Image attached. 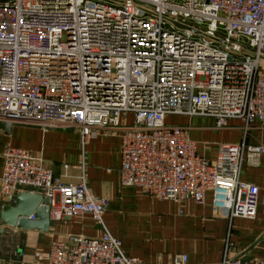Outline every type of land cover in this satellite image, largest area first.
I'll return each instance as SVG.
<instances>
[{
    "label": "built area",
    "instance_id": "built-area-1",
    "mask_svg": "<svg viewBox=\"0 0 264 264\" xmlns=\"http://www.w3.org/2000/svg\"><path fill=\"white\" fill-rule=\"evenodd\" d=\"M167 116L213 117L218 128L230 119L264 124V0L0 2V123L76 130L82 146L117 136L120 186L174 202L202 204L210 194L228 219L253 218L258 189L239 170L264 147L220 143L208 160ZM2 158L1 195L39 193L49 220L89 215L101 227L99 236L51 241L44 264H144L109 233L107 200L84 176L66 184L11 145ZM232 248L226 237L219 264H264L232 257ZM186 262L184 254L171 259Z\"/></svg>",
    "mask_w": 264,
    "mask_h": 264
},
{
    "label": "crops",
    "instance_id": "crops-1",
    "mask_svg": "<svg viewBox=\"0 0 264 264\" xmlns=\"http://www.w3.org/2000/svg\"><path fill=\"white\" fill-rule=\"evenodd\" d=\"M131 118L127 114L122 121ZM166 122L186 128L198 144V154L208 160L216 157L220 143L264 147V124L258 121L247 128L240 119H230L218 128L215 119L208 116H167ZM7 145L40 157L66 184H74L84 176L93 196L107 200L102 219L109 233L120 240L126 255L144 264H171L175 254L186 255L185 264H219L226 237L233 244L230 256L251 261L264 258V153L254 165L244 159L239 170V179L258 189L255 216L230 220L212 207L210 194L202 204L192 200L174 202L149 197L133 186H120L117 136L100 135L82 146L76 130L21 124L6 129L5 123H0V176ZM10 203L11 198L0 193V211ZM3 228L0 264H44L51 241L70 234L95 237L102 233L89 215L49 220L48 229L43 231Z\"/></svg>",
    "mask_w": 264,
    "mask_h": 264
},
{
    "label": "water",
    "instance_id": "water-1",
    "mask_svg": "<svg viewBox=\"0 0 264 264\" xmlns=\"http://www.w3.org/2000/svg\"><path fill=\"white\" fill-rule=\"evenodd\" d=\"M8 0H0L5 2ZM10 123H5L9 129ZM49 199L39 193L21 191L11 196V203L5 205L0 211V225L8 228L22 230H47L49 225L48 207ZM0 229V232L4 228Z\"/></svg>",
    "mask_w": 264,
    "mask_h": 264
}]
</instances>
